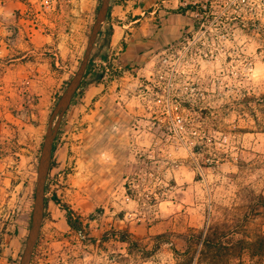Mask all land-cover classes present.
<instances>
[{
	"label": "rangeland",
	"instance_id": "obj_1",
	"mask_svg": "<svg viewBox=\"0 0 264 264\" xmlns=\"http://www.w3.org/2000/svg\"><path fill=\"white\" fill-rule=\"evenodd\" d=\"M41 1L0 0V264L19 263L48 119L101 2ZM110 2L104 32L127 6L146 16L144 0ZM184 5L161 49L110 37L91 61L103 75L61 119L29 264L264 261V0Z\"/></svg>",
	"mask_w": 264,
	"mask_h": 264
},
{
	"label": "water",
	"instance_id": "obj_2",
	"mask_svg": "<svg viewBox=\"0 0 264 264\" xmlns=\"http://www.w3.org/2000/svg\"><path fill=\"white\" fill-rule=\"evenodd\" d=\"M109 2L110 0H101L94 21L92 23L88 40L81 61L77 67V70L73 73L66 87L59 95L53 107V110L50 113L42 141L40 155L38 157L30 224L18 264L30 263L33 248L36 244L39 235V230L43 220L44 186L51 163L53 141L56 137L61 119L67 107L69 106L73 96L75 95L76 91L80 86L81 79L86 70L98 31L100 30L101 25L105 20L107 9L109 7Z\"/></svg>",
	"mask_w": 264,
	"mask_h": 264
},
{
	"label": "crops",
	"instance_id": "obj_3",
	"mask_svg": "<svg viewBox=\"0 0 264 264\" xmlns=\"http://www.w3.org/2000/svg\"><path fill=\"white\" fill-rule=\"evenodd\" d=\"M186 3L187 0H144L142 7L139 8H145L143 10L146 12L144 18L134 17L133 13L131 15L129 12L126 13L129 10V6L126 7L123 4H115L113 8L118 12L122 7H126L121 13V17L126 20L122 22L121 25L111 22V43L113 44L118 38L122 37L123 39H126L127 36H130L143 39V42H136V44L133 43L136 52L140 54L150 53L161 49L184 25L189 24V18L186 17V10L184 13L173 12L174 9L179 6H184ZM110 5H112V0ZM134 9H136V7ZM156 16L160 17L159 19H162L159 26L155 25L153 21ZM121 17L118 15L116 18L119 19ZM174 20L175 22L177 21L176 25L173 23ZM120 22L121 21L119 20L116 21V23ZM132 24H134L133 27L131 26ZM4 28V26H1L0 31H3ZM125 29H127V31ZM142 36L144 37L142 38ZM149 62H151V60L148 61V63ZM113 128L114 126L111 127V129Z\"/></svg>",
	"mask_w": 264,
	"mask_h": 264
},
{
	"label": "trees",
	"instance_id": "obj_4",
	"mask_svg": "<svg viewBox=\"0 0 264 264\" xmlns=\"http://www.w3.org/2000/svg\"><path fill=\"white\" fill-rule=\"evenodd\" d=\"M187 8H188V6H179L176 9H174L173 12L184 13V11ZM111 34H112V26H109L105 32L103 31L102 28H100V30L98 31V34H97V37L95 40V44H98V47L93 46V49L91 51L86 70H85L83 77L81 79L79 89L85 87L89 83L99 82L100 79L102 78L103 66H101V65H100L101 69H99V68L96 69L92 75L88 76V74H89V70H90L91 61L93 59H99L102 62H106L108 60L107 49H108V46L110 43ZM54 147H55V144L53 142L52 152L54 150ZM51 166H52V161L50 163L48 174L51 170ZM45 190H46V183L44 186V193H45ZM52 200L56 201V198L52 197ZM45 207H46V199H44V209H45ZM63 209L65 210V219H66L67 224L74 229L79 228V226L81 225V222L79 221L78 218H75V219L73 218L72 210L66 205H64ZM203 244L205 247H209L211 245V242L209 241V239L206 238L203 240ZM261 263L264 264V261H261Z\"/></svg>",
	"mask_w": 264,
	"mask_h": 264
},
{
	"label": "built area",
	"instance_id": "obj_5",
	"mask_svg": "<svg viewBox=\"0 0 264 264\" xmlns=\"http://www.w3.org/2000/svg\"><path fill=\"white\" fill-rule=\"evenodd\" d=\"M50 3H51V0H42L41 1V4L43 5V6H45V7H48L49 5H50ZM184 6H188V5H184ZM192 7H188L187 9H186V11L187 10H191L192 12H193V9H191Z\"/></svg>",
	"mask_w": 264,
	"mask_h": 264
}]
</instances>
